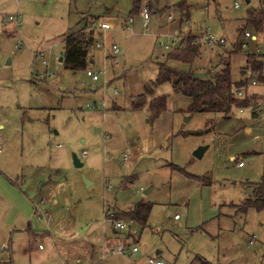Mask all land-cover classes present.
Segmentation results:
<instances>
[{
    "label": "rangeland",
    "instance_id": "obj_1",
    "mask_svg": "<svg viewBox=\"0 0 264 264\" xmlns=\"http://www.w3.org/2000/svg\"><path fill=\"white\" fill-rule=\"evenodd\" d=\"M247 1L140 0L131 15L132 0H0V264H147L148 257L196 264V256L264 264V209L247 206L264 182V57L249 55L264 32L245 23L249 10L264 12V0ZM92 22L110 26L94 30V42L104 47L91 48L86 70L64 69V35ZM244 30L255 40H245ZM206 31L224 43H198ZM187 37L199 45L190 64L169 57ZM241 42L246 50L231 51ZM220 57L249 100L227 117L188 113L186 97L169 82L155 83L159 63L211 73ZM259 61L262 70L252 77ZM46 72L54 77L40 76ZM162 96L165 108L152 118L149 104ZM200 146L206 150L197 159L192 153ZM140 199L151 204L147 226L121 216L115 221L126 229L113 230V210ZM107 239L140 254L106 256Z\"/></svg>",
    "mask_w": 264,
    "mask_h": 264
},
{
    "label": "trees",
    "instance_id": "obj_2",
    "mask_svg": "<svg viewBox=\"0 0 264 264\" xmlns=\"http://www.w3.org/2000/svg\"><path fill=\"white\" fill-rule=\"evenodd\" d=\"M140 0H132V9L130 14L138 13V4ZM95 23V22H92ZM92 23H86L83 27L70 30L64 35L63 51L60 55L61 63L64 69L71 71L86 70L91 58L89 51L94 42V30L88 27ZM246 24H250L257 32H264V12L263 9L257 8L249 10L245 19ZM242 29V28H241ZM240 29V30H241ZM199 43V42H198ZM196 44L192 37L182 38L180 46L176 49L172 47L169 57L181 63L190 64L192 59L198 55L199 45ZM235 48V51L233 49ZM240 50L239 44L232 46L234 52ZM259 65L251 66L252 72L259 73L262 70V62ZM221 67L211 73L209 79L194 78L195 71L188 69L182 71L173 67H169L164 63L158 64V73L155 80L156 84L169 82L175 94L186 97L189 101L187 112H217L225 117L229 114L232 107H247L249 100L245 96L243 98L236 97V90L243 86L239 82H233L230 77L229 60L220 57ZM262 78V75H259ZM146 93H150L149 87L145 89ZM142 95L134 101V108H138L142 104ZM138 101V102H137ZM165 108V97L154 98L149 104L150 116L157 117ZM199 132H195L198 134ZM253 200L248 202V207H254L257 210L264 209V182L255 187ZM242 210L246 206H240ZM151 210V204L144 199L136 201L128 210L118 212L113 210L109 215V220H119L124 216L129 222L138 225L140 228L147 226V219ZM196 264H213L199 256L194 257Z\"/></svg>",
    "mask_w": 264,
    "mask_h": 264
},
{
    "label": "built area",
    "instance_id": "obj_3",
    "mask_svg": "<svg viewBox=\"0 0 264 264\" xmlns=\"http://www.w3.org/2000/svg\"><path fill=\"white\" fill-rule=\"evenodd\" d=\"M238 5H234L235 8H237ZM141 18H142V26L143 27H146L147 25V21L149 19V15H148V12L145 8L141 9L140 12H139ZM8 20L10 21H13V24L15 27H19L20 24H21V21H20V18L18 16H9L8 17ZM128 21V25L126 26V29L130 32L133 31L132 29V26H131V23H132V19L131 17H129L127 19ZM110 28L109 24L107 22H101V23H92L88 29L89 30H101V31H106ZM242 37L245 39V40H255V36H252L247 30H244L242 32ZM197 41L199 43H202L206 46H221L223 43H224V40L223 39H214L211 35H209L207 33V31L205 32V35L197 38ZM239 46H240V50H246L247 49V44L246 42H241L239 43ZM99 48V47H104V43L101 45L99 44L98 42H93L92 45H91V48ZM167 45H165V49H167ZM110 49H111V52L113 55L117 54L118 52V48L116 45H111L110 46ZM40 57L43 58V54L42 53H39ZM249 55H255V56H260V57H264V43L260 46H256L254 51L251 52ZM43 62V61H42ZM86 75L90 77L91 81L94 82V81H97L98 80V74L99 73H92L91 71L87 70L86 72ZM41 77L43 76H49V77H54V74L53 73H49L47 74V72L45 74H41L40 75ZM252 77H256L257 76V72H252ZM251 84L254 85L255 82L252 80L251 81ZM244 90L245 88L244 87H240L236 90L235 94H236V97L237 98H243L245 97L244 95ZM91 105L88 104L87 105V108H90ZM257 109L255 108L254 111H256ZM85 156V153L83 152L82 153V157ZM128 159V151L127 153L123 154L122 156V160L123 162H125L126 160ZM236 165L238 167H240L242 165V162L241 160H238V162L236 163ZM42 203V202H41ZM178 216L177 215H174L173 216V219H177ZM113 227L114 229L118 230V231H122L124 229H126V226L125 224L119 222V221H113ZM40 247V246H39ZM111 253H118V254H126L127 252H129V255L130 256H133L135 255L136 253H139V250H138V247L136 246H133L131 247V249L128 251L120 242H117L115 244V246L112 248V250L110 251ZM147 264H163V262L157 258H154V257H148L147 258V261H146Z\"/></svg>",
    "mask_w": 264,
    "mask_h": 264
},
{
    "label": "water",
    "instance_id": "obj_4",
    "mask_svg": "<svg viewBox=\"0 0 264 264\" xmlns=\"http://www.w3.org/2000/svg\"><path fill=\"white\" fill-rule=\"evenodd\" d=\"M246 2H248L246 0ZM182 42V39H178L174 44H173V48L176 49L180 46ZM59 61H61V58H59ZM194 78H204V79H209L210 76L207 74V72H195L194 73ZM188 120V117L185 118V121ZM94 132L95 133H100V129L99 128H95L94 129ZM206 150V146H200L198 147L197 149H195L192 153V155L195 157V158H201L203 152ZM72 163H73V166L75 168H80L82 166V163L79 161V159L77 158V156L75 154H72ZM82 181L84 182V184L86 186L90 185V182L86 180V178L82 175ZM150 190V188H147L143 191V194H147L148 191ZM248 193H249V190H248Z\"/></svg>",
    "mask_w": 264,
    "mask_h": 264
},
{
    "label": "crops",
    "instance_id": "obj_5",
    "mask_svg": "<svg viewBox=\"0 0 264 264\" xmlns=\"http://www.w3.org/2000/svg\"><path fill=\"white\" fill-rule=\"evenodd\" d=\"M96 31L97 32H99V31H101V30H97L96 29ZM259 59H260V56H259ZM263 67V66H262ZM251 72H252V70H251ZM264 80V77H263V75H262V80L261 81H263ZM257 95V94H256ZM241 167V166H240ZM118 207H119V205H118ZM122 207H124V208H126V209H129L131 206H122L121 205V208ZM120 207H119V209H121ZM174 220H178V218L177 219H174ZM112 221V220H111ZM113 222V221H112ZM112 228H113V230H116V229H114V227H113V225H112ZM115 232V231H114ZM117 232V231H116ZM129 236H130V233L128 234ZM118 242H120L126 249H127V247L125 246V244L123 243V242H121V241H118ZM117 243V242H116ZM104 246H105V248H106V250H105V255L106 256H108L107 254H108V252L107 251H111L112 250V248L115 246V244L114 245H110V242H109V240L107 239V240H105V242H104V244H103ZM38 248H40L39 246H38ZM109 249V250H108ZM128 250V249H127ZM111 253V252H110ZM158 253H160V251H156V254H158ZM118 254V253H117ZM137 254V256L140 254V251H139V253H136Z\"/></svg>",
    "mask_w": 264,
    "mask_h": 264
}]
</instances>
